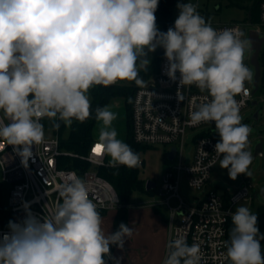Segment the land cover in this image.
<instances>
[{
	"label": "clouds",
	"instance_id": "9594fccd",
	"mask_svg": "<svg viewBox=\"0 0 264 264\" xmlns=\"http://www.w3.org/2000/svg\"><path fill=\"white\" fill-rule=\"evenodd\" d=\"M159 0H0V138L13 146L24 167L33 147L45 139L43 120L54 128L71 126L91 115L88 91L117 81L143 84L149 52L162 47L167 75L181 86H195L211 99L194 105L190 123L215 122L220 140L215 153L220 167L235 180L251 176L252 153L247 151L251 128L242 123L245 82L252 79L244 63L248 44L243 33L217 30L191 2L178 3L179 15L166 32L159 31L155 12ZM109 106L95 109L100 125L94 151L110 156V164L140 166L138 153L122 139ZM7 121V122H5ZM116 204V198L113 201ZM25 218L9 221L0 237V264H108L110 247L123 249L134 229L121 223L105 232L97 204L82 179L58 188L54 210L38 217L24 202ZM226 241L231 264H264L257 215L246 206L232 213ZM162 264H202L199 243L189 245L178 235L169 240Z\"/></svg>",
	"mask_w": 264,
	"mask_h": 264
},
{
	"label": "built area",
	"instance_id": "2783aa9c",
	"mask_svg": "<svg viewBox=\"0 0 264 264\" xmlns=\"http://www.w3.org/2000/svg\"><path fill=\"white\" fill-rule=\"evenodd\" d=\"M198 5L197 11L208 20L207 11L198 0H189ZM174 27V23H173ZM217 30L232 29L248 37V31L255 29L259 35L264 28V0L259 3V20L250 24L239 21L214 23ZM248 40V39H247ZM249 52L251 56L250 43ZM250 56L244 63L250 67ZM253 67V66H252ZM168 61L164 55L159 59L157 69L142 85L136 86L131 102V133L133 140L141 145H169L175 147L176 164L171 165L161 175L159 192L167 195L164 204L170 211L168 242L178 235L185 236L189 245L199 243L203 253L202 264H231L226 255L227 221L232 217L240 201L250 199L249 185L229 192L227 204L223 194L213 188L206 189L201 196L189 203L178 192L181 175L194 191H201L210 178L212 167L222 158L215 153V144L220 140L215 122L190 123V112L194 105L211 99L207 92L201 93L193 86H181L180 74L175 81L167 75ZM253 86V82H252ZM247 95L241 93L235 99L241 103L240 111L253 100V92L245 82ZM2 115V114H0ZM7 122V121H5ZM45 129L44 141L33 147V156L24 167L13 146L0 138V182L6 186V205L9 218L0 220V237L8 233L9 221L20 222L25 218L24 202L38 217L54 210L58 202V188L70 182L71 177L82 179L89 190V198L97 204V210H117L120 197L113 185L98 173L99 166L112 165L108 155L94 151L98 139H93L86 153L70 151L61 145V139L54 128L42 121ZM187 129H199L192 137L193 149L189 161L184 164V137ZM249 139V137H248ZM73 159L87 162L88 167L79 164L71 166ZM171 197L177 199V206L169 204ZM116 198V204L113 202ZM174 216H179L177 221ZM167 242V244H168ZM168 249L166 250V257ZM163 258V260H164ZM162 260V261H163ZM162 261L159 264H162Z\"/></svg>",
	"mask_w": 264,
	"mask_h": 264
},
{
	"label": "rangeland",
	"instance_id": "374dc122",
	"mask_svg": "<svg viewBox=\"0 0 264 264\" xmlns=\"http://www.w3.org/2000/svg\"><path fill=\"white\" fill-rule=\"evenodd\" d=\"M189 0H175L171 6V17L173 23L179 15V9L177 8L178 3H187ZM200 6L208 11V20L211 25L222 21H230V19L239 10L235 7L226 5L225 0H198ZM215 5H220V9L215 10ZM159 29V26H157ZM261 36L264 37V28L261 29ZM243 40H247L245 37ZM248 41V40H247ZM154 52H149L147 59L150 61ZM250 56L249 44H247L244 58ZM254 75V69L252 66L249 67ZM153 74V73H152ZM151 74V75H152ZM149 75V76H151ZM148 76V77H149ZM147 77V78H148ZM146 78V79H147ZM144 79L143 82L146 80ZM253 76L248 84L252 86ZM116 84L131 85L132 81L121 80L117 81ZM89 99L91 100L89 91ZM255 100L256 103L252 104ZM253 100L240 111L242 116V123L247 124L251 128L248 139L247 151L252 153V163L249 166L251 176L240 174L235 180H232L228 175V170L220 167V160L212 167V172L207 185L201 191L192 190L187 184L186 177L184 174L181 175L178 192L187 202L192 203L196 196H201L202 193L210 188L216 187L218 191L224 187L234 189L235 187H243L249 185V193L252 199H246L238 204V206H246L250 211L257 215V226L264 223V212L259 211L258 205L264 204V169L262 164V157L254 155V149L260 139H264V91L257 89L253 93ZM110 109L118 114V119L113 122V126L118 132V139L124 141L126 134V111L124 106L123 97L117 96L110 100L106 104ZM256 113V116H255ZM76 121V120H74ZM53 127L52 125H50ZM54 128V127H53ZM69 126H66L63 122H60L59 129L54 128V131L59 134L60 139L66 138L69 131ZM100 125L95 122L92 129V134L95 139H98ZM200 131L199 129H187L184 137V158L182 163L186 164L190 159V154L193 149L192 137L194 134ZM169 145H158L148 146L142 149L139 153L140 166L138 176L144 180H152L155 182V186L151 190L147 191L145 188L140 190L132 191L128 197L127 208V223L126 225L134 229L133 236L128 240H125L123 249H120L114 245L111 249V258L109 264H159L163 254V227L156 222L155 212L167 210L166 205L163 204L166 194L162 195L159 192L161 183V175L165 169L178 162V158H167ZM111 160L110 156L108 157ZM88 166V165H87ZM170 206H176V198L169 200ZM164 212H161V214ZM113 210L107 211L103 216L102 227L105 232H111L112 221H113ZM163 215V214H162ZM261 235H264V228L259 231ZM230 261V260H229Z\"/></svg>",
	"mask_w": 264,
	"mask_h": 264
},
{
	"label": "trees",
	"instance_id": "16d2710c",
	"mask_svg": "<svg viewBox=\"0 0 264 264\" xmlns=\"http://www.w3.org/2000/svg\"><path fill=\"white\" fill-rule=\"evenodd\" d=\"M175 0H159L157 11L155 12L156 24L159 26V31L166 32L170 27H173V21L171 17V6ZM259 3L260 0H255L251 9V21L256 22L259 20ZM164 49L162 47H157L153 53V56L150 60L148 70H141L139 75L142 80L146 79L149 75L155 72L158 66V62ZM260 64V78L258 89L264 91V43L261 47L258 56ZM136 85L135 81H132L131 85H121V84H110V85H94L89 89V94L91 97V115L84 122L73 121L72 125L69 128L68 135L66 138L61 139L62 147L76 152V153H86L89 149L90 144L92 143L94 136L92 134V129L95 125V109L97 107H103L110 102L114 97L120 96L123 97L124 106L126 111V134L124 142L127 143L134 152L140 153L142 149L147 148L146 145H141L136 143L132 138L131 133V102L133 92ZM46 125H52L46 119ZM79 164L83 167H88L87 162H81L77 159H73L74 166ZM262 164L264 169V140H263V155H262ZM88 165V166H87ZM98 173L106 178L113 185L114 189L120 197L121 205L117 208L114 219H113V228L112 232L118 230L121 223H127V202L128 197L132 191L144 189V180L141 179L139 174V167L129 168L124 165H105L98 167ZM214 189V188H213ZM216 189V188H215ZM6 193L7 189L4 184L0 182V220L5 222L9 218V213L7 212L6 205ZM224 202L227 204L229 199V192L223 193ZM259 211L264 212V204L258 205ZM100 214H104V210L99 211ZM262 213V212H261ZM232 218L230 217L227 221V241L229 240V234L232 229ZM259 231L264 228V223H261L257 226ZM262 250H264V240H261ZM114 247L111 246V249ZM110 260L108 259V264Z\"/></svg>",
	"mask_w": 264,
	"mask_h": 264
},
{
	"label": "crops",
	"instance_id": "0c3cea01",
	"mask_svg": "<svg viewBox=\"0 0 264 264\" xmlns=\"http://www.w3.org/2000/svg\"><path fill=\"white\" fill-rule=\"evenodd\" d=\"M225 2H226L225 3L226 5H229L231 7H235L236 9L239 10V12H238V14H236V16L232 17L230 19V21H222V22L239 21V22L246 23V24L253 23V21H251L250 17H251V9H252V6H253V3L255 2V0H225ZM218 9H220V5H215V10L217 11ZM207 15H208V11H207ZM218 23H221V22H218ZM262 140H264V139H262ZM262 146H263V144H262ZM210 188H213V187H210ZM215 188L216 187H214V189ZM235 188H238V187H235ZM151 189H149V190H151ZM234 189H230V188L224 187L220 191H218L217 189H215V190L223 194L225 191L226 192H231ZM149 190H147V191H149ZM171 198H174V197H171ZM250 199H252V197H250ZM241 202L242 201H240L238 204H240ZM176 206H177V204H176ZM172 207H175V206H172ZM166 208H167V206H166ZM106 212L107 211H105V213ZM113 212H114V214H113V218L112 219H114L116 210H113ZM161 212H164V213H162L163 215L161 214ZM104 214H100L101 217ZM155 216H156V218H155L156 222H158L163 227V229H166V230L163 231V237H162V243H163L164 249H163V254H162V257H161V260H160V262H161L163 260L164 256H165V253H166V250H167L168 223H169V219H170V211H169L168 208H167V210H162V211H159V209H158L155 212ZM178 219H179V216H174V220L175 221H177ZM112 228H113V221H112ZM112 228H111V232H112Z\"/></svg>",
	"mask_w": 264,
	"mask_h": 264
},
{
	"label": "water",
	"instance_id": "95a60500",
	"mask_svg": "<svg viewBox=\"0 0 264 264\" xmlns=\"http://www.w3.org/2000/svg\"><path fill=\"white\" fill-rule=\"evenodd\" d=\"M249 43H250V50H251V56H250V63L253 66L254 69V75H253V90L252 92L254 93L259 86V78H260V64L258 60L259 52L261 50V47L264 43V37L259 35L258 31L255 29H250L248 31V37H247ZM256 101L253 100L252 104H255ZM256 116V113H255ZM263 140L260 139L254 149V155H259L262 157L263 155ZM175 154V147L172 146L171 149L167 153V158L172 159ZM155 186V182L152 180H147L145 182V189L149 190L152 187Z\"/></svg>",
	"mask_w": 264,
	"mask_h": 264
},
{
	"label": "snow or ice",
	"instance_id": "6c2138e0",
	"mask_svg": "<svg viewBox=\"0 0 264 264\" xmlns=\"http://www.w3.org/2000/svg\"><path fill=\"white\" fill-rule=\"evenodd\" d=\"M96 151H97V152H99V151H100V149H99V148H97V149H96Z\"/></svg>",
	"mask_w": 264,
	"mask_h": 264
}]
</instances>
